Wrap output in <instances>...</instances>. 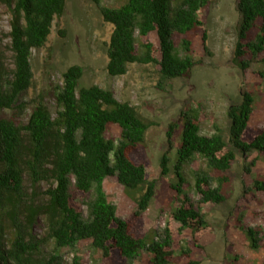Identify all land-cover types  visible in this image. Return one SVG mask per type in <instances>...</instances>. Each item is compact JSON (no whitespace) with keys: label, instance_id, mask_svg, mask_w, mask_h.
I'll return each mask as SVG.
<instances>
[{"label":"trees","instance_id":"16d2710c","mask_svg":"<svg viewBox=\"0 0 264 264\" xmlns=\"http://www.w3.org/2000/svg\"><path fill=\"white\" fill-rule=\"evenodd\" d=\"M91 1L99 8L102 21L113 27L106 45L105 71L109 77L126 75L131 65H153L158 67L162 83L188 76L198 63L191 56V42L186 37L203 26L199 16L207 0H120L118 7L103 6L102 0ZM65 3L0 0L10 16L9 31L4 36L9 44L3 47L0 37V264H59L64 251L70 255L68 264H86L77 255L80 244H86L102 260L116 252L122 264H132L145 252L148 264H171L172 230L166 226L155 231L150 241L134 236L129 221L117 216L103 186L105 180L115 179L135 205L133 218L146 212L155 181H149L144 166L134 163L130 156L142 146L153 122L136 107L119 102L109 90L95 85L79 89L82 70L78 66L69 67L54 90L55 117L41 96L30 104L25 100L33 82L31 53L45 45ZM235 6L240 23L234 62L246 71L264 52V0H235ZM253 28L258 33L247 40ZM58 33L64 35L63 31ZM152 34L156 45L144 41ZM175 36L181 37L178 46ZM205 40L203 33L202 47L207 52ZM6 47L12 54L11 70L4 62ZM252 104L251 95L241 92V102L228 108L227 142L218 128L210 136L202 135L198 117L182 114L185 120L174 167L179 183L173 188L181 199L170 218L179 225V231L190 233L197 248L201 237L211 231L201 207L224 201L220 189L228 181L234 150L242 155H264V130L248 143L243 140ZM27 109L28 116L23 119ZM110 126L119 130L116 141L105 137ZM175 128V124L168 126V141ZM194 156L205 162V170L193 172L197 203L182 192L180 175L182 165ZM167 162L164 154L162 176L168 173ZM25 180L34 189L43 182L49 184L45 203L35 204L36 192L27 194ZM251 190L264 193V181L255 180ZM73 192L82 195L86 216L74 205ZM39 216L45 221L42 237L32 231ZM245 230L252 249L258 247L257 239L264 244V232Z\"/></svg>","mask_w":264,"mask_h":264},{"label":"rangeland","instance_id":"374dc122","mask_svg":"<svg viewBox=\"0 0 264 264\" xmlns=\"http://www.w3.org/2000/svg\"><path fill=\"white\" fill-rule=\"evenodd\" d=\"M200 14L202 27L187 35L191 42V56L198 62L186 77L160 82L157 66L128 67L122 77L111 78L105 71L106 45L112 33V25L104 23L99 8L91 0H66L62 14L55 18L51 33L45 45L33 50L30 65L33 74L32 87L24 95L26 102L39 96L42 103L55 117L56 103L54 90L62 82V74L71 66L82 70L78 88L98 86L109 90L119 102H126L138 109L139 113L153 122L145 134L144 143L130 156L131 160L144 166L146 177L155 181L154 196L146 212L138 219L133 218L135 205L127 197L115 179L104 181L107 199L117 209V216L129 221L134 236L146 237L150 241L153 233L169 227L173 232V261L171 264H264V244L257 239L258 247L251 248V240L245 228L264 232V193L251 190L252 183L264 181V155L255 152L242 155L235 151V160L228 173V181L220 189L224 201L201 207L205 222L211 227L209 234L201 237L200 248L191 242L188 231H179V225L171 218L181 195L173 188L178 179L175 174L176 150L180 146L184 122L182 114L197 116L200 133L210 136L218 128L224 140L229 136L228 108L241 102V92L253 99L252 113L243 140L250 142L259 130H264V52L246 71L234 62V46L237 41L239 14L235 0H207ZM103 6L118 7L120 0H102ZM10 16L0 4V37L2 46L9 44L4 37L9 31ZM59 31L64 35L60 36ZM206 34L202 47V35ZM258 33L253 28L247 34L251 40ZM141 43L143 40H139ZM156 45L152 34L144 39ZM178 46L180 36H175ZM4 51V62L8 70L12 67V54ZM27 109L22 116H28ZM175 124L170 141L166 137L168 126ZM117 127L110 126L105 132L107 139L116 141ZM166 154L168 173L161 175V158ZM205 170V162L198 156L182 165L180 175L181 190L189 199L197 203L199 197L193 191V172ZM49 184L41 183L39 188H31L24 181L27 194L36 192L35 204L45 203V190ZM74 205L86 216L82 195L73 192ZM33 234L42 237L45 231L43 216L37 218ZM260 236V235H259ZM260 238V237H259ZM188 249L187 254L182 250ZM77 255L86 264H122L116 252L107 259H100L86 244L77 247ZM70 255L64 251L59 264H68ZM149 256L143 253L132 264H148Z\"/></svg>","mask_w":264,"mask_h":264}]
</instances>
